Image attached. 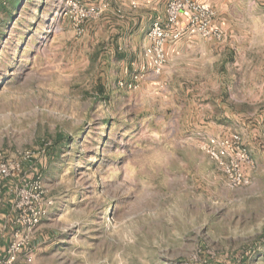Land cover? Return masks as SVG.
I'll use <instances>...</instances> for the list:
<instances>
[{
	"label": "rangeland",
	"instance_id": "1",
	"mask_svg": "<svg viewBox=\"0 0 264 264\" xmlns=\"http://www.w3.org/2000/svg\"><path fill=\"white\" fill-rule=\"evenodd\" d=\"M201 2L220 39L182 35L126 89L117 16L80 32L67 0H0V151L32 156L2 184L42 177L50 264H264V0ZM236 135L231 188L202 146Z\"/></svg>",
	"mask_w": 264,
	"mask_h": 264
},
{
	"label": "built area",
	"instance_id": "2",
	"mask_svg": "<svg viewBox=\"0 0 264 264\" xmlns=\"http://www.w3.org/2000/svg\"><path fill=\"white\" fill-rule=\"evenodd\" d=\"M61 13L71 14L76 29L81 32V24L89 18L98 17L102 10L85 7L80 0H67V4L61 9ZM182 14L187 18L185 28L178 27L179 18ZM212 15L213 11L210 6L201 1L168 0L166 19L155 20L147 35L149 44L144 50V57L150 64L148 72L151 74L162 72L168 61L167 48L169 44L179 39L186 28L203 37L220 39L219 32L211 25ZM133 64L135 63L133 62ZM144 75L139 71L131 72L130 81L119 80L118 86L136 89ZM202 148L219 163L229 187H242L250 183L249 178L243 172V165L251 164V159L247 152L241 148L239 136L236 135L231 139L223 140L212 138ZM30 157H32L30 153H24L19 162L13 163L5 152L0 151V187L1 182L17 172L21 163ZM11 192L14 195L13 205L17 212L15 224L18 228L5 254L0 257V264H15L22 250L32 242L37 227L48 214L47 205L44 201L42 177L38 173H35L29 181ZM2 200L0 194V209Z\"/></svg>",
	"mask_w": 264,
	"mask_h": 264
},
{
	"label": "crops",
	"instance_id": "3",
	"mask_svg": "<svg viewBox=\"0 0 264 264\" xmlns=\"http://www.w3.org/2000/svg\"><path fill=\"white\" fill-rule=\"evenodd\" d=\"M110 1L112 4H110ZM210 1L217 7L220 0ZM167 3L168 0H91L88 5L93 8H100L102 13L105 11L104 15L110 16V18H112L111 15L117 16L115 24H118V33L122 36L120 39L124 42V47L120 48L123 50L131 49L130 53L132 55L130 58L140 60L139 70L145 73L149 69V67L147 69L145 67L146 59L143 56V52L149 44L147 35L155 20L166 18ZM186 23L187 18L182 14L179 18L178 27L185 28ZM190 32L192 30L186 28L183 35ZM6 180L1 182L2 187L0 189L3 199L0 209V257L5 254L18 228L15 224L17 212L13 205L12 196L9 190L4 188L5 184H2ZM2 188L5 190L3 191ZM8 194H10V197ZM46 218L37 227L32 242L22 250L15 264H50L49 255L55 251L57 242L38 232Z\"/></svg>",
	"mask_w": 264,
	"mask_h": 264
},
{
	"label": "trees",
	"instance_id": "4",
	"mask_svg": "<svg viewBox=\"0 0 264 264\" xmlns=\"http://www.w3.org/2000/svg\"><path fill=\"white\" fill-rule=\"evenodd\" d=\"M6 2L8 1V2H10V3H12L14 0H5ZM17 0H15V2H16Z\"/></svg>",
	"mask_w": 264,
	"mask_h": 264
}]
</instances>
